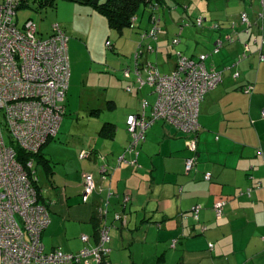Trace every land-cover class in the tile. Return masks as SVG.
<instances>
[{"label":"crops","instance_id":"crops-1","mask_svg":"<svg viewBox=\"0 0 264 264\" xmlns=\"http://www.w3.org/2000/svg\"><path fill=\"white\" fill-rule=\"evenodd\" d=\"M167 1L160 8L161 31L156 39L157 50L154 49L158 70L168 74L176 68V53L170 43L178 38L189 52V44L193 43L196 49L202 45L201 53L196 50L187 55L179 49L180 53L193 58L207 55V66L223 74L221 85L208 93L201 104L197 166L186 173V159L191 157L186 138L163 121L148 130L147 141L140 147L138 166H133L134 155L125 153L131 141L127 119L139 112L142 99L154 104L157 96L148 87L136 96L134 92L129 94L126 87L130 82L123 76L107 79L113 81L115 88L107 80L97 83V72H90L88 84L103 86L107 108L120 110L121 116L113 118L116 124L107 122L116 126L112 138L96 132L63 157L57 147L48 148L52 144L43 150L54 172L49 177L52 187L47 195L43 189L44 201L51 211V223L42 238L45 252L76 254L84 246L83 236L89 237L91 245L96 244L100 201L113 191L116 195L111 198L110 222L114 223V214L120 213L128 224L115 222L116 227L110 232L112 264H264V62L251 42L254 36L245 39L240 35V16L249 13L251 32L259 35L255 39L259 42L264 38V19L258 21L260 14L264 18V0H175V7L174 0L172 5ZM194 1H198L197 11L189 14ZM177 7L183 9L182 14ZM176 13L179 20L186 18L188 25L193 26L201 17L204 27L185 25L188 28L183 30L182 26L173 33L171 28L180 26ZM151 15L149 8L143 10L136 30L151 26ZM192 16H196L194 20L189 19ZM233 24L241 43L226 45L215 53L218 41L225 43L228 36L234 38L230 32ZM213 26L219 29H212ZM79 42L69 40L71 52L74 46L81 47ZM246 45L250 54L243 56ZM91 57L100 60L98 56ZM146 63L152 64L148 59ZM146 63L139 62L142 67ZM70 64L77 70L75 60ZM134 67L135 63L126 69ZM236 73L239 78H235ZM142 75L146 77L147 73L143 71ZM250 85L255 88L252 94L245 92ZM145 89L149 92L143 93L139 101L137 96ZM92 115L99 113L94 111ZM82 152L96 154L81 160ZM102 166H107L109 172L106 180L99 174ZM206 173L212 175L210 182L204 180ZM87 174L94 175L103 194H94L84 204ZM125 197L130 201L124 206ZM223 200L227 202L224 217L217 219L214 207ZM197 206L201 209L196 220L193 210ZM180 239L174 248V241Z\"/></svg>","mask_w":264,"mask_h":264},{"label":"built area","instance_id":"built-area-1","mask_svg":"<svg viewBox=\"0 0 264 264\" xmlns=\"http://www.w3.org/2000/svg\"><path fill=\"white\" fill-rule=\"evenodd\" d=\"M31 0H3L0 2V264H105L104 259L111 250L106 248L111 238L112 227L100 229L98 248H83L77 254L55 250L46 253L42 238L51 219L43 204L39 203V193L35 182L34 160L25 165L19 159L18 149L29 154H37L50 141L57 138L61 124L66 116V98L70 88L71 64L69 56V37L60 24H54L53 34L47 40L38 37L36 24L29 20L23 28L17 26L15 17L23 4L30 5ZM153 10H157V7ZM263 14L258 21L263 20ZM139 18L132 19V29H136ZM160 15L154 11L151 15V28L142 35V40L157 39L161 31ZM204 19L199 17L194 24L204 27ZM240 24L245 33H250L253 24L247 13L240 16ZM188 25V24H186ZM212 29H217L213 26ZM238 33L235 24L232 26ZM233 34V33H232ZM228 42L233 37L228 36ZM177 38L172 47L180 44ZM255 44L259 42L255 39ZM113 43L107 41V47ZM144 46L140 44V48ZM224 42L218 41L214 52H219ZM148 46L147 52H154ZM264 62V38L259 49ZM249 52L248 45L245 55ZM142 51L135 55L133 70L125 69L123 77L132 79L135 85L127 86L128 93L143 87L152 88L157 96L153 106V121L165 120L190 136L188 149L191 157L186 160V172L195 170L198 160V135L200 131L199 114L206 95L215 90L223 81L222 71L207 66V55L187 57L176 54V68L173 72L162 74L150 63L140 66ZM143 71L147 73L144 77ZM240 74L236 73L235 78ZM254 86L245 92L252 94ZM152 105L146 99L141 102V113L130 115L127 119L128 131L132 135V144L128 152H135L139 143L145 140V131L151 122L146 120V111ZM264 119V112L262 114ZM152 121V122H153ZM12 138L8 145L5 135ZM87 152L80 154V159L88 158ZM123 159V158H122ZM136 159L132 161L135 165ZM100 173L107 177V169L100 168ZM211 181V173L204 176ZM96 190L93 174H87L84 180L82 201L86 203ZM251 190L248 195H251ZM130 198L126 197L127 204ZM226 201L218 202L214 207L217 219L224 217ZM197 206L193 210L196 220L200 212ZM107 215V209L100 210ZM116 221H123L121 214L115 215ZM86 243L89 238L83 236ZM213 249V245H210Z\"/></svg>","mask_w":264,"mask_h":264},{"label":"rangeland","instance_id":"rangeland-1","mask_svg":"<svg viewBox=\"0 0 264 264\" xmlns=\"http://www.w3.org/2000/svg\"><path fill=\"white\" fill-rule=\"evenodd\" d=\"M168 1L172 5V0ZM197 2L198 1L190 3L191 6L189 14H192L193 12L196 13L198 7ZM173 3H175L173 4L175 7V0ZM177 10H179L182 14L183 9L181 10L177 7ZM160 13L162 16V11ZM175 15L177 21H180V26L172 27L171 32L178 33L182 26H184L183 30L189 26H193L191 24L186 27L185 25L189 23V20L186 18L179 20L180 15L178 13ZM195 17L196 16H192L189 19L194 20ZM29 20L36 24L39 38L44 40L49 39L53 34L54 24H60L69 37V40L80 41L77 45L79 44L81 47L74 46L75 50L72 52L70 44H68V49L70 50L69 56L71 58L70 61H73L74 64L75 60L77 63V70L74 66L73 68L71 67L72 77L70 79V88L66 98V108L68 113L66 117H64V123L62 122L63 125L61 124L59 135L53 142L49 143L52 145L48 147L49 149L57 147L63 157L67 154V152L76 151L79 145L86 142L89 135L99 132L105 123H115L116 120L113 118L121 116L120 110H109L107 108L105 103L106 100L104 101L105 98L103 95V92L106 90H103V86L92 85L90 83L88 84L87 81L90 72H97V76L99 78L97 83H104L103 80H107L109 77H122L123 72L121 69H126L128 65L135 63V55L140 51H142V55L138 59L139 62L146 63L148 59L152 65L156 67V52H147V48L148 46H152L155 50H157V41L151 39L142 40V35L151 28L150 26H148L147 29L141 27L138 30L129 28L125 30L123 35H120L117 31L111 29L108 20L96 9L95 6H86L70 0H56L53 6L46 7H41L34 0H31L30 5L18 10L17 16L15 17L17 26L20 29L23 28L25 23ZM210 27L211 26H209V28ZM193 28H196V26L194 25ZM240 29L241 37L245 36V39H248L249 37L254 36L253 39H251V42L253 43L255 38H259V35L251 32L253 28L250 29L251 34L245 33V28L243 26H241ZM230 32L234 35L233 42H228L226 40L224 47L226 45L241 43V41L237 40L238 36L232 29ZM107 40L113 43L112 48L107 47ZM261 40L262 39L259 40L258 45L254 43V46H256L257 49H259ZM117 43L119 45L116 47ZM140 44L144 47L140 48ZM125 45L127 46L125 47ZM121 47L125 48L121 49ZM170 47H172V42L170 43ZM130 48H132V51L128 50ZM201 48L202 45H199L198 49H196L193 43L188 45V49L193 53H196V50L197 53H201ZM172 49H174L176 54L179 52V49L180 52H185L187 55L191 54V52L186 51L187 48L184 44H182V42L180 45L172 47ZM213 50H215V48ZM256 53H259V51L256 50ZM249 54L250 53H248L247 56ZM244 55L245 51L243 53V56ZM91 56L100 57L99 62L93 60ZM106 82L112 83L113 88L116 87L113 81L107 80ZM131 85L134 86L133 83ZM105 87L108 86L105 84ZM133 92L136 96V93L138 94L139 90L134 89ZM147 92H149V89H145L137 96L139 101L141 99V95ZM154 99H156L155 96ZM95 110H99L96 111L99 113V116L92 115V112ZM5 139L8 145L12 142V138L8 134L5 135ZM58 152L53 151V154H57ZM35 171L36 176L40 180L39 188L41 187V189H44L45 194L47 195L48 191L52 187V181L43 175L39 168Z\"/></svg>","mask_w":264,"mask_h":264},{"label":"trees","instance_id":"trees-1","mask_svg":"<svg viewBox=\"0 0 264 264\" xmlns=\"http://www.w3.org/2000/svg\"><path fill=\"white\" fill-rule=\"evenodd\" d=\"M38 5H40L41 7H46V6H53L55 4V1L56 0H34ZM70 1H75L77 3H80V4H83V5H90V6H95L96 9L102 14L104 15V17L108 20L109 22V25L111 27V29L117 31L120 35H122L126 29H129V28H132V19L134 17H137L140 18L142 11L149 8L150 10H152V13L154 11H156V14L160 15V19L162 20V16H161V13H160V8L164 7L163 6V1L164 0H102L99 2V4L97 5H94L93 2L95 0H70ZM29 6L28 4H23L21 8H24V7H27ZM157 7L158 11L157 10H153V7ZM151 20V19H150ZM139 24V23H138ZM137 24V26H138ZM161 24V23H160ZM137 26H136V29H137ZM161 26V25H160ZM217 27V26H216ZM217 29H219L217 27ZM148 31V30H147ZM157 68V67H156ZM158 69V68H157ZM161 73V72H160ZM133 79V78H132ZM132 79L128 80V79H125V81H129L130 84L127 85V86H130L132 83L135 85V80L132 81ZM247 87V86H246ZM149 88V87H148ZM150 90H152V88H149ZM127 92V91H126ZM132 93V92H131ZM129 93V94H131ZM144 100V99H142ZM141 100V102H142ZM147 100V99H146ZM152 106L150 108L147 109L146 111V120L151 122L150 126L147 128V130L145 131V140L142 141L141 143L138 144V146L136 147L135 149V152L133 153H130L128 152V149L130 147V145L132 144V135L129 133L128 131V126H127V132L128 134L130 135L131 137V141L129 142V145L127 146V149L125 151V153H129V154H133L135 159H136V162H138V157H139V154H140V147L147 141V133H148V130L157 122H160V121H163L165 123H168L170 124L169 122L165 121V120H154L153 121V106L154 104L152 103L151 104ZM141 105H140V109H139V112L136 113V114H140L141 113ZM97 111V110H95ZM94 112V111H93ZM135 114V115H136ZM94 115H97V114H94ZM134 115V114H133ZM153 121V122H152ZM127 124V122H126ZM171 126H173L178 132L182 133L185 138H186V149L188 150V152L191 154V152L189 151L188 149V141L190 139V136H188L186 133L180 131L177 127H175L174 125L170 124ZM116 132V126L113 125V124H108V123H105L102 128L100 129V135L102 137H106V138H112L114 136ZM59 135V134H58ZM56 139V138H55ZM55 139H53L52 141L50 142H53ZM49 142V143H50ZM48 143V144H49ZM47 144V145H48ZM45 145L42 150H40L37 154H29L27 152H24L20 149H18V152H19V159L21 160L22 163H24L25 165L27 164V162L31 159L34 160V171L37 170V168H39L43 175H45L47 178L51 177L54 172H53V166L51 165V161L46 157V155L43 153V150L44 148L47 146ZM96 153H93V152H89L88 155L89 157L88 158H85V159H90L91 157H93V155H95ZM99 158H100V155H99ZM189 158V157H188ZM187 158V159H188ZM85 159H82V160H85ZM102 160L105 159L104 156L101 155V158ZM186 159V160H187ZM135 167L138 166V163H136L135 165H133ZM102 167H105L107 169V166H102ZM186 171V169H185ZM108 169H107V177H108ZM187 173V172H186ZM99 174L101 176V178L105 177L103 176L104 174H101L100 171H99ZM189 174V173H187ZM205 176V175H204ZM106 177V178H107ZM106 178H103V180H106ZM205 180V179H204ZM212 180V179H211ZM206 181V180H205ZM39 178H38V181L35 182V185H36V188L38 190V193H39V203L43 204L44 206H46L48 212H49V215H50V219H51V211H50V208L48 206V204L44 201L46 200L43 196V189H41V187L39 188ZM210 182V181H208ZM83 192H84V188H83ZM94 194H98L99 196H101L103 194V190L102 189H99L96 185V190L94 191V193L89 197L88 201L86 203H83L84 204H88L91 200V198L93 197ZM83 195V194H82ZM107 196L106 199L104 200V198L101 199L100 202L101 205L100 207L98 208V216H97V222H98V225L99 227H97V242L96 244L94 245H91L90 244V239L88 240V242H83L84 246L83 248H89V249H95V248H98L99 247V244H100V239H99V236H100V229H102V227L106 226V227H112V229L114 227H116L114 224L115 222H120L123 226H127L128 224V221L126 220V218L124 216L123 217V221H116L115 218H114V223L110 222V208H111V198L114 197L116 194L115 192L113 193V191H111L110 195L109 193H107ZM126 198V197H125ZM124 198V199H125ZM124 202V200H123ZM128 204V203H127ZM124 203V206L127 205ZM227 207V206H226ZM225 207V209H226ZM101 209H107V215L106 216H103L101 215L100 213V210ZM118 214V213H115L114 214V217L115 215ZM120 214V213H119ZM111 229V230H112ZM111 232V231H110ZM89 238V237H88ZM111 238V237H110ZM182 239V238H181ZM176 240L174 241L173 243V247L176 248L177 244L179 242H181L182 240ZM179 241V242H178ZM106 248L110 249V242L105 245ZM82 248V249H83ZM81 249V250H82ZM111 250V249H110ZM80 252V251H79ZM78 252V253H79ZM111 253L112 251L110 252V254H108L106 256V258L104 259V262L105 264H112L111 260H110V257H111ZM77 254V253H76Z\"/></svg>","mask_w":264,"mask_h":264},{"label":"water","instance_id":"water-1","mask_svg":"<svg viewBox=\"0 0 264 264\" xmlns=\"http://www.w3.org/2000/svg\"><path fill=\"white\" fill-rule=\"evenodd\" d=\"M100 1H102V0H95V1L93 2V4H94V5H97V4H99Z\"/></svg>","mask_w":264,"mask_h":264}]
</instances>
